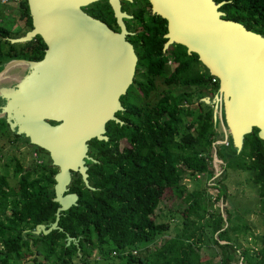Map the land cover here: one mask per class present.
I'll list each match as a JSON object with an SVG mask.
<instances>
[{
    "label": "trees",
    "instance_id": "1",
    "mask_svg": "<svg viewBox=\"0 0 264 264\" xmlns=\"http://www.w3.org/2000/svg\"><path fill=\"white\" fill-rule=\"evenodd\" d=\"M235 4L251 17L226 20L264 37V0H237ZM19 7L18 23L33 29L27 0H21ZM141 23L144 27L137 42L142 46V71L121 99L125 112L117 117L124 125L110 122L106 127L109 141L90 142V157L98 162H89L88 171L95 190L73 174L69 188L79 196L78 205L62 213V231L35 236L38 225L50 228L56 222L59 204L54 202V186L59 169L48 155L36 158L39 161H33L27 171L24 163L13 158L17 188L10 187L7 175L0 176V264H264V234L237 236L241 233L230 224L234 217L226 211L225 218L215 206L224 198L221 180L213 182L220 190L216 199L199 187L190 191L185 184L187 179L197 181L198 176L215 178L213 150L219 134L213 106L202 100L217 94L216 78L184 46L164 50L166 20L144 17ZM11 34L0 27V70L16 59H43L42 48L37 46L46 47L41 37L22 45L18 52L9 39L25 33ZM6 138L29 144L0 125V160L6 157ZM227 149L234 155L230 162L225 160L231 155ZM216 151L226 164L222 181L228 169L251 173L264 219V141L258 130L246 136L240 153L231 141ZM179 220L180 228L175 227ZM68 236L78 240V245L68 246ZM158 240L161 244H156ZM242 241H252L253 246L243 249ZM204 251L211 252L210 259ZM217 258L220 262L214 263Z\"/></svg>",
    "mask_w": 264,
    "mask_h": 264
},
{
    "label": "water",
    "instance_id": "2",
    "mask_svg": "<svg viewBox=\"0 0 264 264\" xmlns=\"http://www.w3.org/2000/svg\"><path fill=\"white\" fill-rule=\"evenodd\" d=\"M27 1L33 29L24 37L9 41L13 45L26 44L41 37L47 46L46 55L41 61L14 60L4 67L2 74L16 66L27 67L28 73L16 89L7 91L11 102L3 108L0 119L6 117L17 135L48 152L52 165L59 169L55 176L54 202L59 204L56 222L50 228L38 225L33 234L40 236L62 231V213L78 205L79 196L69 188L74 173L95 190L89 184L87 161L98 162L88 155L89 143L109 141L108 123L124 125L117 114L125 112L121 99L134 84L138 59L126 39L129 33L123 20L131 17L121 11V0H110L120 33L82 10L100 0ZM149 1L154 15L168 22L164 50L184 46L189 55H198L209 74L220 82L214 102L210 98L202 100L214 106L216 131L224 111L228 124L223 129L225 141L231 139L238 153L246 136L256 129L264 141V37L223 18L217 12L220 5L214 0ZM117 65L123 71L111 69L115 78L106 81L107 68ZM73 68L76 74L70 78L68 70ZM98 73L103 78L94 77ZM36 80L38 90L43 92L44 107L41 111H28L22 100ZM89 86L96 91L88 92ZM233 120L241 122L240 126L233 125ZM67 242L68 246L78 245V240L69 236Z\"/></svg>",
    "mask_w": 264,
    "mask_h": 264
},
{
    "label": "rangeland",
    "instance_id": "3",
    "mask_svg": "<svg viewBox=\"0 0 264 264\" xmlns=\"http://www.w3.org/2000/svg\"><path fill=\"white\" fill-rule=\"evenodd\" d=\"M18 3H11L7 6L2 7V22L0 23V27L5 28L10 33H12V36H16L17 34H23L28 31V29L25 28L23 23H18V15L20 12ZM172 65V68H174L173 61H170ZM24 68V67H21ZM3 71V70H2ZM1 71V72H2ZM0 72V73H1ZM9 71H6L8 73ZM23 74V73H22ZM159 86L164 89L166 86L162 85L161 82H158ZM40 88L38 81L36 80L32 85H30L28 92L25 94L24 99L22 100V104L24 106V109H29L31 111H41L43 106L44 100L41 99L39 96L38 99H36V93L35 90H38ZM28 110V111H29ZM220 126V124H219ZM219 137L217 139V142L215 144V148L213 150V156H214V164H215V170L218 173L223 171L225 172L224 167L226 166L225 162L222 161L217 156V151L219 147L226 146L225 139L222 131L218 129ZM6 141V148L3 150L5 151V158L3 160H0V176L7 175L9 179L10 187L17 188L18 186V180L19 177H16L13 175V164L11 160L13 161V158L17 157L20 159V162L25 164L24 169L27 171L30 168V164L33 161H39L35 160V158H31V156H26L25 154H20L19 151L14 152V148L9 147V138L5 139ZM232 142V140L230 139ZM217 147V149H216ZM22 148V146H21ZM232 150L227 149V154L230 155L226 157V161L230 162V159H233ZM216 153V154H215ZM232 156V157H231ZM9 166H5V164H8ZM13 175V176H12ZM20 176V175H19ZM251 173L249 171L242 172L237 170L228 169L226 173V177L222 181V177L216 178L217 180H221V192H222V198L215 206L217 209H221V213L224 214L226 211L228 214H231L234 217V221L230 222L232 225V229L237 228L238 233H241L240 235H237L239 237H261L264 234V219L261 214V211L258 210L260 206V199H259V188L254 185L251 182ZM216 177V176H215ZM194 178L189 180H185V184L187 185V188L190 191H193L195 187H199L201 190L207 191L209 194H211L215 199L219 193V189L215 187L214 184H210L213 180L206 178H198L197 181L193 180ZM193 181V182H192ZM223 182V184H222ZM162 212H164L165 215H167V212L164 208V206H161ZM225 218L227 217V214H224ZM181 220H179L175 227L180 228ZM250 227L252 231L248 230L246 227ZM229 232H231V230ZM172 232V231H171ZM232 235L230 237H233V232H231ZM168 233L167 235H169ZM172 237V235H170ZM156 244H161V241L158 240ZM223 244V242H222ZM242 248L245 249L247 246L251 247L253 246L252 241H242ZM154 246V244L152 245ZM1 247V246H0ZM240 247V246H239ZM241 248V249H242ZM240 249V250H241ZM205 256L209 259L211 258V252L206 253ZM233 257L235 255L233 254ZM220 262L219 258L214 259V263ZM241 263V262H239Z\"/></svg>",
    "mask_w": 264,
    "mask_h": 264
},
{
    "label": "flooded vegetation",
    "instance_id": "4",
    "mask_svg": "<svg viewBox=\"0 0 264 264\" xmlns=\"http://www.w3.org/2000/svg\"><path fill=\"white\" fill-rule=\"evenodd\" d=\"M214 1L216 4L220 5L217 12L221 13L222 17L225 19L232 18V17H240V16L245 15L244 13L247 12L243 9L244 7L241 8V6H237L235 4V2H237V0H214ZM120 4H121V11L131 17V19L124 18L123 22H124V25L126 27L127 32L129 33V35L127 36L126 39L133 46L134 52H135L137 59H138L136 72H135V78H134V83H135V81H137L138 78L140 77L141 71H142V67L140 66V60H141L140 54L142 51V46L140 44H138V42H137V40L139 39L140 32H141L142 28L144 27V25L141 23V19L144 17H146V18L154 17L156 15H154V13H153V7H152V4L150 3L149 0H133L132 2L127 1V0H121ZM28 6H29V3H28ZM82 10L86 14H88L89 16H91L95 19H98L99 21L106 24L112 31L117 32V33L121 32V27L118 23V20L116 19V14H115V11H114L111 3H110V0H100L98 2H95V3H92L90 5L85 6L84 8H82ZM30 15H31V13H30ZM245 16L251 17L250 14L245 15ZM166 28H167V32H168V22H166ZM31 30H28L27 32H29ZM27 32H25V35L27 34ZM42 41H43V39H42ZM22 45H24V44H20V46L16 45L15 46L16 51L20 52L22 50V48H20V47H22ZM37 46L39 48H42L41 52L44 53L43 58H45L47 46L44 48V47H42V45L40 43H38ZM164 49H165V47H164ZM169 49L166 51H169ZM24 50L27 53H31L26 48H24ZM3 54H6V53H3ZM198 59H199V57H198ZM170 63H172V62H169V65L172 67V65ZM21 67L22 66L13 67L12 69L9 70L8 73H4V74H2V72L4 71V68L0 70V72L3 70L0 73V113L2 112L3 108L7 107L8 104L11 102V98L9 97V92H7V91H10L12 89H16L18 82L20 80H22L26 76V74L28 73L27 67L26 68H21ZM25 71H26V73L22 74ZM205 72H206L205 70L201 71L202 74ZM1 79L3 81H1ZM214 83H218L219 89H220V82L217 79L214 80ZM218 94H219V90H218L217 94H215V96L210 97L212 102H214V99H216V96ZM213 109H214V106H213ZM223 110H224V108H223ZM0 121H3L0 124L1 127H6L9 131H11V133L16 134V131H13L11 129V126H10L6 117L0 119ZM51 124L56 125L55 123H51ZM219 124H220L219 129L222 131V133L224 135L223 129H224V127L225 128L228 127L227 121L225 119V112L224 111L222 112V121H219ZM23 137L29 141L28 138H26L25 136H23ZM224 139H225V136H224ZM227 142L229 144L230 139H228ZM21 146H22V148H21ZM33 146L34 145H32L30 143V141H29V144H27L24 140L9 138V147L14 148L15 151H19V153L21 155L25 154L26 156H30V154L33 153V156L35 159L39 158V157H43L45 155H48L50 158L49 153L46 152L45 150L44 151L46 154L36 153L35 148H33ZM90 152H91V147H90V143H89V153H88L89 156H90ZM87 166H88V168H90L89 161H87Z\"/></svg>",
    "mask_w": 264,
    "mask_h": 264
},
{
    "label": "bare ground",
    "instance_id": "5",
    "mask_svg": "<svg viewBox=\"0 0 264 264\" xmlns=\"http://www.w3.org/2000/svg\"><path fill=\"white\" fill-rule=\"evenodd\" d=\"M111 69H117V71H123V69L121 68V67H119V65H117L116 67H109V68H107V70H108V72H109V74H108V78H107V80L106 81H112V80H114V76H111V74H112V72H110L111 71ZM24 73H26V71L25 72H23V74ZM75 74H76V70L73 68V69H70V70H68V74H67V76H69V75H71V77L70 78H72V77H74L75 76ZM97 76V78H103V76H100V73H98L97 75H95L94 77H96ZM104 76H106V75H104ZM1 81H3L2 79H1ZM102 81V80H101ZM106 83V82H105ZM104 87H105V85H104ZM73 89V87H71L69 90H72ZM105 89V91H108V87L106 86V88H104ZM68 90V91H69ZM87 90H88V92H94V91H96L94 88H92V87H90L89 86V88H87ZM35 93H36V99H38V97L40 96V97H43V92H41L40 90H35L34 91ZM24 110V109H23ZM25 112V111H24ZM236 114V113H235ZM20 118H24V117H22V116H20ZM235 118H237V114H236V117ZM237 119H239V116H238V118ZM232 124L233 125H235V126H240V124H241V122H239V121H237V120H233L232 121Z\"/></svg>",
    "mask_w": 264,
    "mask_h": 264
},
{
    "label": "built area",
    "instance_id": "6",
    "mask_svg": "<svg viewBox=\"0 0 264 264\" xmlns=\"http://www.w3.org/2000/svg\"><path fill=\"white\" fill-rule=\"evenodd\" d=\"M13 2L20 4L21 0H0V23L2 22V17H1V16H2V14H1V11H2L1 9H2V7H3V6H7V5H9V4L13 3ZM225 143H226V144H225L226 146L229 145L227 141H226ZM215 154H216V153H215ZM212 163H213V167H214V169H215L216 167H215V164H214V156H213V162H212ZM222 173H223V171H221L220 173L217 174V172H216V170H215V176H216L215 179L218 178V177H220V176L222 175ZM198 178H201V177L198 176ZM198 178H197V179H198ZM213 179H214V178H213ZM213 179H212V180H213ZM215 179H214L210 184H213V182L215 181ZM187 180H189V179H187ZM189 181H191V180H189ZM214 185H215V184H214Z\"/></svg>",
    "mask_w": 264,
    "mask_h": 264
},
{
    "label": "clouds",
    "instance_id": "7",
    "mask_svg": "<svg viewBox=\"0 0 264 264\" xmlns=\"http://www.w3.org/2000/svg\"><path fill=\"white\" fill-rule=\"evenodd\" d=\"M1 10H2V9H1ZM1 14H2V11H1ZM1 17H2V16H1ZM2 28H3V27H2ZM24 36H25V35H24ZM24 36H23V37H24ZM19 38H21V37H19ZM36 38H37V37H36ZM36 38H35V39H36ZM13 39H18V38H13ZM9 40H10V39H9ZM29 43H30V42H29ZM14 45H17V44H14ZM18 45H20V44H18ZM13 61H14V60H13ZM11 62H12V61H11ZM215 144H216V143H215ZM214 146H215V145H214ZM222 174H223V173H222ZM72 177H73V175H72ZM72 179H73V178H72ZM71 183H72V182H71ZM89 184H90V182H89ZM55 185H56V184H55ZM54 188H55V186H54Z\"/></svg>",
    "mask_w": 264,
    "mask_h": 264
}]
</instances>
